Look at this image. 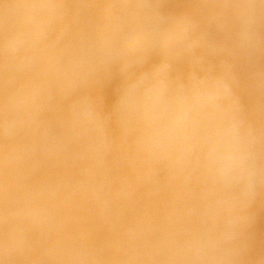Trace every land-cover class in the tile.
<instances>
[{
  "label": "clouds",
  "instance_id": "obj_1",
  "mask_svg": "<svg viewBox=\"0 0 264 264\" xmlns=\"http://www.w3.org/2000/svg\"><path fill=\"white\" fill-rule=\"evenodd\" d=\"M0 264H264V0H0Z\"/></svg>",
  "mask_w": 264,
  "mask_h": 264
}]
</instances>
